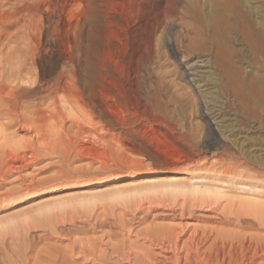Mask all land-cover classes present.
I'll list each match as a JSON object with an SVG mask.
<instances>
[{"label": "rangeland", "instance_id": "374dc122", "mask_svg": "<svg viewBox=\"0 0 264 264\" xmlns=\"http://www.w3.org/2000/svg\"><path fill=\"white\" fill-rule=\"evenodd\" d=\"M140 3L158 10L160 0H13L0 13L10 17L2 30L33 36L44 85L27 84L24 100L42 110L40 125L48 129L35 133L23 122L2 129L8 120L0 119V264H61L75 240L104 244L123 221L141 229L157 212L198 203L188 192L167 189L182 181L207 193L222 190L223 197L211 194L222 208L242 198L264 204L262 120L234 110L211 115L208 109L223 102L215 99V82L226 65L214 64L210 49L192 51L193 35L185 30L152 39L149 28L136 27ZM64 66L68 99L45 84ZM240 66L250 71L253 64L247 59ZM80 148L92 155L80 156ZM4 150L34 159L22 171L8 170L21 157ZM151 186L159 189L152 187L153 199ZM92 198L99 199L93 208L79 205ZM214 211L203 209L183 223L218 226L203 221Z\"/></svg>", "mask_w": 264, "mask_h": 264}, {"label": "bare ground", "instance_id": "6f19581e", "mask_svg": "<svg viewBox=\"0 0 264 264\" xmlns=\"http://www.w3.org/2000/svg\"><path fill=\"white\" fill-rule=\"evenodd\" d=\"M12 1L0 0V13L5 11L4 7ZM261 2V0H160L158 10L140 3L135 9L137 14L135 20L138 22L136 27L149 28L152 39L158 33L185 30L193 35L190 44L192 51L202 47L216 52L213 63L226 65L224 70H218L220 75L215 82V87L218 88L215 99H223V102L220 106L209 108L208 111L211 115L220 117L228 110H234V113L235 111L236 113L245 112V114L254 115L258 120L261 119L264 126V74H262L264 70V6L263 3L260 4ZM9 20L10 17L0 18V119L8 120V123L1 128L8 129L15 122L31 123L37 133L38 130L45 129L44 125H40L45 121V118L41 117L42 110L39 108L31 110L24 100L28 91L24 87L27 84L33 89L44 85L43 82H39L42 77L38 73V63L31 52L33 36L30 32L10 33L2 30L1 25ZM231 34L234 38L230 37ZM242 35L245 36L244 40L240 39ZM236 42H243L245 47L236 49L233 46ZM247 59L253 64L250 71H244L240 66ZM65 68L64 66L62 72L45 84L53 91L64 92L65 99H68L69 96L64 91L65 86L69 84L65 78ZM140 72L141 68L138 66L133 87L136 90L140 88ZM75 100L73 102L76 105ZM82 104L85 106L87 103L83 101ZM217 107L219 108L216 109ZM2 133L5 136V130L0 132L1 136ZM211 134L208 132V135ZM87 148L91 149V147ZM85 150L80 148L78 154L81 156L89 151L87 149L85 152ZM12 152L3 151L4 156L15 154L14 156L21 157L20 165L13 164L8 170L17 169L19 172L27 168L28 158L31 156L28 155L29 157L25 159L27 155L21 156L19 153L16 155ZM90 152L91 150L87 154L92 155ZM33 159L34 156L29 160ZM120 179L110 181L117 182ZM181 183L173 184L167 189L172 191V188V192H188L191 194L189 196L198 203L190 202V205L183 204L178 209L172 206L157 212L153 220L141 229H135L131 223L123 221L118 228L119 232L115 230L108 233L109 235L105 234L108 235L109 240L104 244L102 240L100 242L94 239L75 240L69 255L65 254L61 264H78L82 260L84 263L81 264H264L263 202L257 201L260 204L258 206L254 199L243 201L241 196L242 200L239 202L232 201L230 206L222 208V204L219 205L218 201H211L212 191L207 193V187L204 189L202 186ZM152 187L155 190L154 186H151V189L147 187L148 191L152 190ZM162 189L165 190V187ZM154 190L147 193L152 194L151 199L156 196L154 192L159 191V189ZM220 191H216L218 195L221 194ZM223 193L219 197H223ZM213 194L212 196H215ZM115 195L116 199L128 197L122 193ZM93 200V198L82 199L79 205L87 209L93 208L99 199ZM145 208L142 209L147 213L151 206L148 205ZM210 208L215 210L213 215L206 216L203 221L216 223L218 226L183 223L185 219H194L201 210L210 211ZM138 219L146 223L148 217L141 215ZM176 220L182 222L175 223ZM166 221L173 222L166 223Z\"/></svg>", "mask_w": 264, "mask_h": 264}]
</instances>
